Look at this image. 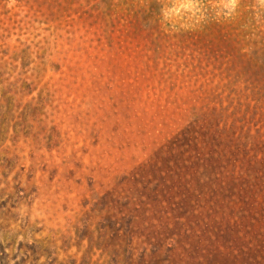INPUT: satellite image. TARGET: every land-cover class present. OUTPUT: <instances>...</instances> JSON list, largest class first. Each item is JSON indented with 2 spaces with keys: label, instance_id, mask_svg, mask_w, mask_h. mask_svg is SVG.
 <instances>
[{
  "label": "rangeland",
  "instance_id": "obj_1",
  "mask_svg": "<svg viewBox=\"0 0 264 264\" xmlns=\"http://www.w3.org/2000/svg\"><path fill=\"white\" fill-rule=\"evenodd\" d=\"M0 264H264V0H0Z\"/></svg>",
  "mask_w": 264,
  "mask_h": 264
}]
</instances>
